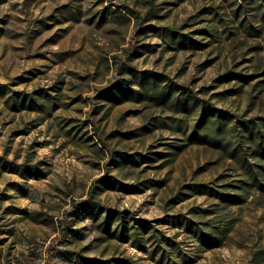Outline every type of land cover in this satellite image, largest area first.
I'll use <instances>...</instances> for the list:
<instances>
[{
	"label": "rangeland",
	"instance_id": "1",
	"mask_svg": "<svg viewBox=\"0 0 264 264\" xmlns=\"http://www.w3.org/2000/svg\"><path fill=\"white\" fill-rule=\"evenodd\" d=\"M0 264H264V0H0Z\"/></svg>",
	"mask_w": 264,
	"mask_h": 264
},
{
	"label": "trees",
	"instance_id": "2",
	"mask_svg": "<svg viewBox=\"0 0 264 264\" xmlns=\"http://www.w3.org/2000/svg\"><path fill=\"white\" fill-rule=\"evenodd\" d=\"M224 116H225L224 114L221 117L218 116V118L213 121L215 124H218L217 130H220L222 128L223 123H222L221 118H225ZM202 121H203V123H202ZM205 121L201 120V127L198 131H194L193 136H197V137L202 136L201 139H203L204 141H208V137L211 135V133L208 131L210 128L206 124H204ZM89 208H90L89 205H81L79 207V210H88ZM133 228L136 229L135 226H133ZM85 261L87 262V259H85ZM117 262L120 263L121 260L118 259Z\"/></svg>",
	"mask_w": 264,
	"mask_h": 264
}]
</instances>
